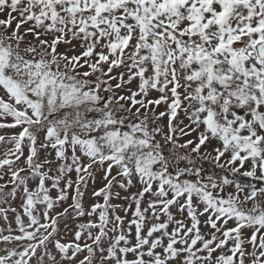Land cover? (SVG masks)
I'll use <instances>...</instances> for the list:
<instances>
[{
    "label": "snow or ice",
    "instance_id": "snow-or-ice-1",
    "mask_svg": "<svg viewBox=\"0 0 264 264\" xmlns=\"http://www.w3.org/2000/svg\"><path fill=\"white\" fill-rule=\"evenodd\" d=\"M0 264H264V0H0Z\"/></svg>",
    "mask_w": 264,
    "mask_h": 264
}]
</instances>
